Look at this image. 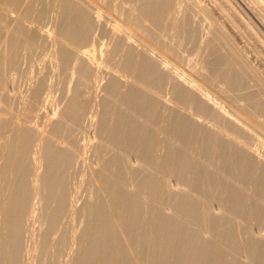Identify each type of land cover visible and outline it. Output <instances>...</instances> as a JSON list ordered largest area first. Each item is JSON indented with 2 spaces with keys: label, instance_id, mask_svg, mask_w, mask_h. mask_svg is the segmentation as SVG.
<instances>
[{
  "label": "bare ground",
  "instance_id": "1",
  "mask_svg": "<svg viewBox=\"0 0 264 264\" xmlns=\"http://www.w3.org/2000/svg\"><path fill=\"white\" fill-rule=\"evenodd\" d=\"M254 1L264 11V0ZM172 7L173 0H0V264H264V234L253 230L264 226V166L248 147L249 139L264 141V90L215 34L202 70L174 66L172 74L163 37ZM111 16L109 32L123 33L126 44L105 49L93 33ZM52 20L54 29L41 34ZM181 30L196 40L194 28ZM172 54L181 60L184 52ZM45 57L68 72L66 106L45 114L43 123L55 119L46 134L24 125L5 135L14 112L30 123L42 115L54 73ZM167 79L174 106L164 115ZM12 83L26 86L24 102L6 92ZM96 88L103 96L93 114ZM79 217L77 232L71 222ZM35 223L32 254L25 238Z\"/></svg>",
  "mask_w": 264,
  "mask_h": 264
},
{
  "label": "rangeland",
  "instance_id": "2",
  "mask_svg": "<svg viewBox=\"0 0 264 264\" xmlns=\"http://www.w3.org/2000/svg\"><path fill=\"white\" fill-rule=\"evenodd\" d=\"M111 2L117 6L120 5V0H111ZM90 11L94 12L95 10L91 8ZM120 13L117 14V20H119V22H121L120 20L123 18L122 12ZM111 18L112 16L108 19L102 18L100 26L97 29H94L93 33L96 45L99 47L102 45V47L105 49H110L117 39L120 40L123 45L126 44L125 41L127 36L123 35V33L118 34L109 32ZM165 24L166 28L163 32V37L166 42V48L169 50L170 56L172 58L170 61V72L172 74L174 73V66L183 69L194 67L197 70H202L204 67L203 61L209 52V39L212 34H215L216 37L224 39L228 52L230 50L233 52V54L238 55L242 59L245 68L258 80L259 88L264 90V11L260 8V6H258V4L255 3L254 0H173V7ZM55 25L56 21L54 20L46 23L40 30V33L43 35H45L47 32L50 33L51 30L54 29ZM185 25H188L189 27H192L196 30V40L192 43L187 42V40L184 38L185 35L182 33L181 29ZM104 29L105 31H102ZM133 40L134 39L131 38V41ZM133 48L136 52L144 50L143 45L137 40L133 41ZM176 49H180V51L184 52L183 59L177 60L173 57L172 53H174ZM147 53L150 55V57L152 56L151 58L154 60L158 62L162 61L157 52L147 51ZM49 62H51V60H49L48 57H45L44 65H48L50 69L54 70V73L51 79L52 87L49 91V94L48 96L46 94L43 95V99L40 103L42 115L38 120H34L30 123L25 121L20 112H14L10 118V121L3 128V133L5 135L14 134L16 128L24 125L30 128L35 127V125L36 127L38 126V128L45 127L44 133L46 134L55 119H51L48 124H45L43 123L45 120V114L47 113L50 115L52 112L58 114L66 106L70 96L69 85L67 84L68 72L54 69L53 64L49 65ZM37 69L38 66L30 69V76L36 74ZM101 75L102 77L104 76V78L101 79V82L99 83L100 86L105 83V80L109 74L105 73ZM121 79L122 83H124L128 77L123 76ZM71 80L73 82V79ZM172 82L173 80L167 79L159 99L164 115L167 114V110L169 108L171 109L174 106L173 102L171 101L173 88ZM6 92L10 96L19 98L21 102H24L27 96L26 86H22L21 88L17 89L15 83L8 85L6 87ZM102 96L103 91L100 88H96L91 91L90 97L92 99L89 101V108L93 114H95V112L98 110L99 99ZM193 118L208 128H214L212 123L208 118L206 119V117L196 118L193 116ZM87 132L88 135L91 136L92 132L90 133L89 130ZM260 137L262 138V136ZM89 141L91 144H93L95 140L90 139ZM248 147L250 151L254 150L256 152V158L259 160L260 164L264 166V141L263 143H259V141L255 139H249ZM34 151L35 150H30L27 160L32 167L33 158L35 156ZM161 152L162 149H160L159 153ZM31 172H33V174H39L40 170L35 169L33 171L32 169ZM84 197V190L81 188L79 190L77 197L78 199L76 202L78 206L82 204ZM36 208H38V205H36ZM81 218L82 217H79L78 219L71 222L74 231L79 232L82 228L83 218ZM70 226L71 225L69 224V227ZM38 227L39 225H37V223L33 224L32 227H30L31 233L25 238V245L32 254H35L33 246L35 247L39 241L41 229ZM253 230L255 234L259 232L264 234L263 225L255 226ZM28 237H30L32 240H30ZM31 259L32 258L28 260L29 264H37V258H35L34 261H31Z\"/></svg>",
  "mask_w": 264,
  "mask_h": 264
}]
</instances>
